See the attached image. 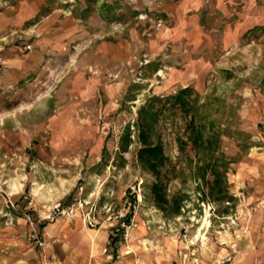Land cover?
Masks as SVG:
<instances>
[{"label": "rangeland", "instance_id": "1", "mask_svg": "<svg viewBox=\"0 0 264 264\" xmlns=\"http://www.w3.org/2000/svg\"><path fill=\"white\" fill-rule=\"evenodd\" d=\"M4 1L0 261L37 243L50 264L45 233L88 212L110 226L132 212L163 214L145 198L152 177L137 160L136 123L149 99L188 87L234 132L222 146L234 160L233 200L200 204L189 177L184 214L152 230L226 244L264 216V0ZM166 125L176 162L177 135ZM129 126L133 143L122 153ZM59 204L65 214L53 213Z\"/></svg>", "mask_w": 264, "mask_h": 264}, {"label": "trees", "instance_id": "2", "mask_svg": "<svg viewBox=\"0 0 264 264\" xmlns=\"http://www.w3.org/2000/svg\"><path fill=\"white\" fill-rule=\"evenodd\" d=\"M168 121L177 135L179 156L176 162L168 155L165 141ZM130 129L129 126L121 138L122 153L128 152L133 143ZM136 129L140 144L137 160L152 177L151 184L145 186V198L166 219H177L184 214L191 201L184 189L189 177L196 184L200 204L231 203L228 173L234 160L224 154L222 146L224 137L233 138L234 132L215 116L213 103L201 104L200 95L192 87L149 99L139 110ZM176 181H180L183 188L172 192L171 185Z\"/></svg>", "mask_w": 264, "mask_h": 264}, {"label": "crops", "instance_id": "3", "mask_svg": "<svg viewBox=\"0 0 264 264\" xmlns=\"http://www.w3.org/2000/svg\"><path fill=\"white\" fill-rule=\"evenodd\" d=\"M1 1L0 6L6 4ZM96 219L98 225L92 228L76 216L54 233H45L50 264H264V216L226 244L206 242L203 235L156 236L153 224L166 220L163 214L125 218L121 222L127 223L126 228L121 222L110 226L104 217ZM22 245L17 258L7 257L0 264H45L37 243ZM182 254H194L197 261L184 260Z\"/></svg>", "mask_w": 264, "mask_h": 264}, {"label": "built area", "instance_id": "4", "mask_svg": "<svg viewBox=\"0 0 264 264\" xmlns=\"http://www.w3.org/2000/svg\"><path fill=\"white\" fill-rule=\"evenodd\" d=\"M81 207H83V205H81ZM66 212L67 211L65 210V208H63V206L61 204L57 205L53 209V213L54 214H65ZM71 213L73 214L74 210H71ZM120 218H121L120 216H115L113 218L110 217V220L114 221V222H118V221L121 222ZM83 219L88 224L89 227L93 228V227H96L98 225V221H97L96 217L91 212H88V213L84 214ZM121 224H122L123 228H126L127 225H126L125 222L122 221ZM181 258L184 259V260H191L192 262L197 261V258H196V256L194 254H191V255L182 254Z\"/></svg>", "mask_w": 264, "mask_h": 264}]
</instances>
